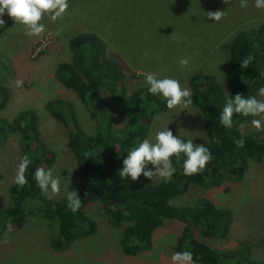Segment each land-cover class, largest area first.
Returning a JSON list of instances; mask_svg holds the SVG:
<instances>
[{"label":"rangeland","instance_id":"374dc122","mask_svg":"<svg viewBox=\"0 0 264 264\" xmlns=\"http://www.w3.org/2000/svg\"><path fill=\"white\" fill-rule=\"evenodd\" d=\"M68 9L55 22L46 13L41 20L45 31L39 36H26L25 26L5 14V26L0 28V62L8 67L5 84L10 91L8 105L0 117L12 120L24 109L38 113L42 137L55 152V163L49 168L60 179L59 194L54 199L78 192L81 172L75 154L68 147L69 130L50 112L48 103L57 98L73 103L79 123L85 132L94 130L86 108L78 95L61 84L55 76L58 65L72 60L69 40L82 31L96 32L108 44L109 51L125 68L127 95L149 87L146 74L158 78H173L181 87L190 89V80L209 73L224 84L228 67V46L234 36L244 29L264 24V8L255 7V0H68ZM224 10L220 21L209 20L208 11ZM187 58L189 64L180 66ZM22 80V86L15 81ZM162 97L161 94H158ZM114 104L118 125L123 119L122 102L108 96ZM163 98V97H162ZM258 100L264 96L258 95ZM241 123L243 133L258 130L251 120ZM205 120L193 102L187 109L177 106L158 114L147 139L155 142V133L169 128L175 136H185L196 143H206ZM20 161L17 134L0 151V208L10 205L8 186ZM147 168L153 166L148 164ZM143 175L140 185L154 184ZM209 198L217 206L233 210L234 220L225 238L200 236L213 247L232 250L248 245L254 261H264V158L251 161L249 170L240 181H225L219 187L192 184L177 198L176 205L194 204ZM33 204L29 209H33ZM86 212L99 225L91 237L78 240L70 247L57 251L52 239L57 228L32 217L21 218L4 237L0 238V264H173L172 255L183 225L166 220L154 232L151 250L136 256L125 254L121 235L127 224L112 225L98 203ZM195 264H198L195 262Z\"/></svg>","mask_w":264,"mask_h":264},{"label":"trees","instance_id":"16d2710c","mask_svg":"<svg viewBox=\"0 0 264 264\" xmlns=\"http://www.w3.org/2000/svg\"><path fill=\"white\" fill-rule=\"evenodd\" d=\"M69 47L72 60L60 63L55 76L78 95L93 122V133L84 131L72 102L53 99L48 108L69 130L68 147L75 154L81 172L78 189L81 208L73 213L67 206V197L49 198L34 178L36 168L47 170L56 160L55 152L42 137L38 113L24 109L12 120L0 117V151L17 134L20 158L27 154L31 159L26 171L28 184L20 187L13 182L8 186L11 203L0 208V238L6 236L19 219L32 217L57 228L52 247L64 250L98 232V223L86 212L90 205L98 203L112 225L127 224L121 235V248L127 255L136 256L151 250L155 230L166 220H173L184 226L176 251L192 252L193 261L198 264H264L252 259L248 245L224 250L200 239V236L225 238L234 220L232 209L217 206L206 197L194 204L173 203L192 184L219 187L225 181H240L251 161L259 162L264 158V130L241 136V123L254 116L234 114L231 128L220 123L227 96L239 93L258 100L259 89L264 87V24L240 30L231 40L224 84L209 73L190 80L192 102L205 120L207 142L202 144L210 150L212 160L202 172L187 176L183 173L186 156L183 153L179 159L173 156L171 161L176 171L172 178L149 185H140L131 177H120L118 171L129 151L148 138L157 115L172 109L167 108L164 98L150 94L149 87L127 95L124 65L96 32L75 34L69 40ZM249 55L254 57L252 63L247 69H241L240 62ZM7 73L8 67L0 62V111L10 100L5 84ZM108 96L122 102L123 119L119 125L114 104ZM178 137L184 142L190 140ZM241 138L245 144L237 147L234 141ZM30 204L35 207L29 209Z\"/></svg>","mask_w":264,"mask_h":264},{"label":"clouds","instance_id":"9594fccd","mask_svg":"<svg viewBox=\"0 0 264 264\" xmlns=\"http://www.w3.org/2000/svg\"><path fill=\"white\" fill-rule=\"evenodd\" d=\"M227 3V0H224ZM68 0H0V28L5 26L2 18L5 14L11 17L15 23L25 26L26 36H39L45 31V25L41 23L46 13L50 14V19L55 22L68 9ZM240 7H247V0H240ZM255 7L264 8V0H255ZM224 10L208 11L209 20L220 21L224 16ZM254 57L249 55L240 62L241 69H247ZM180 66L186 67L189 64L187 58L180 60ZM16 85L22 86L23 81H15ZM146 83L149 85V93L161 94L166 100L167 108L173 109L183 106L187 109L192 104V91L187 87H181L178 80L173 78H158L153 72L146 74ZM259 95L264 96V87L259 89ZM234 114L243 116H261L264 114V100H257L255 97L245 98L241 94L229 95L226 97L225 105L220 114V123L226 127L233 126ZM251 125L258 131L264 130V120L253 119ZM243 137V132L241 133ZM155 142L150 139L143 140L138 147L129 151L127 157L123 159V167L118 171L120 177H131L132 181L139 179L141 175L153 181L159 177L165 181L170 180L176 169L172 165L171 157L179 159L183 153L186 159L183 161V173L187 176L202 172L206 165L212 160L210 150L204 144H194L190 139L187 142L181 140L173 132L166 128L155 133ZM217 143L219 141H216ZM237 147H243V138L234 141ZM87 156L88 154L85 153ZM31 164L29 155L25 154L20 158L14 181L20 187L28 184L26 171ZM151 164L153 168L146 166ZM34 178L42 193L51 198L52 195L60 192V179L54 177L51 169L43 167L36 168ZM76 190L67 193L68 208L76 213L81 208V200ZM173 264H195L193 254L190 251L175 252L172 257Z\"/></svg>","mask_w":264,"mask_h":264}]
</instances>
